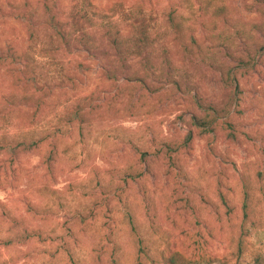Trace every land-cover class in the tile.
Segmentation results:
<instances>
[{
  "label": "rangeland",
  "instance_id": "1",
  "mask_svg": "<svg viewBox=\"0 0 264 264\" xmlns=\"http://www.w3.org/2000/svg\"><path fill=\"white\" fill-rule=\"evenodd\" d=\"M92 2L153 28L132 69L0 0V142L37 141L0 152V264H263L264 0Z\"/></svg>",
  "mask_w": 264,
  "mask_h": 264
},
{
  "label": "trees",
  "instance_id": "2",
  "mask_svg": "<svg viewBox=\"0 0 264 264\" xmlns=\"http://www.w3.org/2000/svg\"><path fill=\"white\" fill-rule=\"evenodd\" d=\"M47 1L42 0L43 8L38 4L36 8L33 6L34 8L30 9L12 10L16 20L25 23L28 27L31 41L38 40L40 33L46 31L49 32L53 41L59 42L63 46H67V48L73 45L78 51H85L90 58H95L99 54L111 56V54L103 52L104 48L108 47L114 50L115 55L119 56V62L123 63L125 68L129 70L132 69V66L128 63L126 56L133 53L134 55L140 54L131 52L132 50L126 51L125 48L128 45L131 47L135 45L139 48L146 46L151 39L150 37H152L153 28L150 29L149 24L146 23L147 18L145 16L137 18L133 14L121 13L122 17L118 20H111L105 12L106 9L94 5L92 0H70L66 12L63 16H60L54 9L56 3L50 6ZM109 10H112V8ZM122 21L129 23L130 27L127 29ZM259 50H264V44L259 47ZM114 61L116 60H110L111 64H115ZM82 65L80 67L84 70L85 68ZM116 72L110 67L105 66L103 68V73L111 78L115 77ZM132 73L137 77L138 75L136 74L139 73V70H133ZM231 73L232 68L227 69V75L233 84L235 77ZM194 122L197 125L205 123L202 118L200 120V118L196 117H194ZM232 136L236 138L234 134ZM36 142L31 140L15 144H3L0 142V152L17 154L20 151L33 149L36 146ZM169 261L171 264H178V262L183 261L182 255L176 252L169 257ZM262 262H264L263 259Z\"/></svg>",
  "mask_w": 264,
  "mask_h": 264
}]
</instances>
